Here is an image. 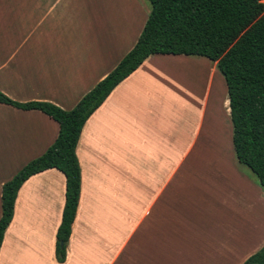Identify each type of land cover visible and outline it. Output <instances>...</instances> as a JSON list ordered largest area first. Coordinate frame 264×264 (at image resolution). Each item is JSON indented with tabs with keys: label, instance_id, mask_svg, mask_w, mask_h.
Segmentation results:
<instances>
[{
	"label": "crops",
	"instance_id": "crops-1",
	"mask_svg": "<svg viewBox=\"0 0 264 264\" xmlns=\"http://www.w3.org/2000/svg\"><path fill=\"white\" fill-rule=\"evenodd\" d=\"M130 1V14L107 17L105 0H0V92L18 103L71 110L141 34L149 9ZM80 3L84 12L75 17ZM188 57L196 56L147 58L84 124L76 146L80 197L61 264H243L264 245V191L257 179L232 158L214 161L222 169L218 177L194 169L180 174L182 166L204 165L203 150L212 149L197 136L187 146V131L172 119L180 118L176 67ZM210 72L216 74V63ZM223 108L229 114L227 92ZM58 131L38 110L0 103V199L3 184L41 156ZM195 149L199 158L189 159ZM194 179H208L218 197L211 209L185 203L181 215L178 188ZM64 201L65 177L58 170L26 180L0 264H60L55 243Z\"/></svg>",
	"mask_w": 264,
	"mask_h": 264
},
{
	"label": "trees",
	"instance_id": "trees-1",
	"mask_svg": "<svg viewBox=\"0 0 264 264\" xmlns=\"http://www.w3.org/2000/svg\"><path fill=\"white\" fill-rule=\"evenodd\" d=\"M150 11L132 49L71 110L47 102L18 103L0 92V103L38 110L54 120L58 135L1 190L0 247L14 202L30 177L56 169L65 177V201L56 232L55 258L66 259L81 186L76 146L82 128L114 88L153 55L196 56L216 63L226 85L232 146L264 191V3L262 0H145ZM243 264H264V245Z\"/></svg>",
	"mask_w": 264,
	"mask_h": 264
},
{
	"label": "rangeland",
	"instance_id": "rangeland-1",
	"mask_svg": "<svg viewBox=\"0 0 264 264\" xmlns=\"http://www.w3.org/2000/svg\"><path fill=\"white\" fill-rule=\"evenodd\" d=\"M139 1L140 3L143 2L150 11V6L147 1L138 0V2ZM131 7L132 2L130 0H128V2L126 0H105L102 11L107 17L111 15H127L131 13ZM83 12L84 10L82 11V5L80 3V6L75 8V17H80ZM134 12L133 3V15ZM13 41L17 42L18 39H13ZM185 61L186 62H181L180 65L176 67L181 73L179 88L181 102L180 107L177 109L180 118L172 119H178L175 121L176 125L181 130L185 129L187 131V146L190 144L189 137L197 136L198 142L201 141L204 143V147L208 146L212 147V149L203 150L202 159L205 161L204 165L182 166L180 174H184L186 169L187 172L190 169H194L195 174L201 173L206 177L208 176L207 173L211 172V174L217 175L216 177H218L222 169H217V164L220 162L221 165H223L227 163L229 160L228 158H232L235 161V165H238L242 172L249 173L251 177L256 179L247 167L237 164L235 160L232 146L231 121L229 119L228 110L225 115L224 108L222 109V97L226 92L225 80L222 74L219 71H217L215 75L211 73V62L205 58L188 57ZM184 97L185 106L183 105ZM227 104L226 102V105ZM172 112L175 111L172 110ZM199 153L200 151L198 149L192 150L189 159L199 158ZM214 161L217 162L216 165ZM224 161L226 162L224 163ZM208 178L210 177L208 176ZM207 182L208 179L206 181L200 180V182L194 179L187 181L184 185L181 183L180 189L178 188V194L185 198L180 199L178 203L177 211L179 210L181 215L182 206L185 205V203L187 205L188 202L194 203L192 205L194 209H196L198 205L211 209L210 205L212 199L218 196L216 190L206 185ZM174 189L175 187H172V190ZM196 210H198V208ZM206 212L210 213V210H206Z\"/></svg>",
	"mask_w": 264,
	"mask_h": 264
}]
</instances>
